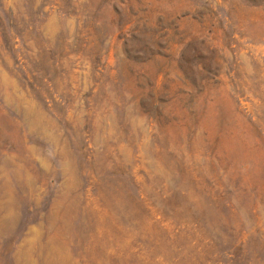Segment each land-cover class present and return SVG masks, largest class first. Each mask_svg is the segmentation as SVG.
<instances>
[{"label":"rangeland","instance_id":"374dc122","mask_svg":"<svg viewBox=\"0 0 264 264\" xmlns=\"http://www.w3.org/2000/svg\"><path fill=\"white\" fill-rule=\"evenodd\" d=\"M0 264H264V0H0Z\"/></svg>","mask_w":264,"mask_h":264},{"label":"bare ground","instance_id":"6f19581e","mask_svg":"<svg viewBox=\"0 0 264 264\" xmlns=\"http://www.w3.org/2000/svg\"><path fill=\"white\" fill-rule=\"evenodd\" d=\"M11 219H12V211L8 210L7 213L0 220V227L6 225L8 223V221H10ZM24 264H34V263L29 262V263H24ZM44 264H48V262L45 261Z\"/></svg>","mask_w":264,"mask_h":264}]
</instances>
